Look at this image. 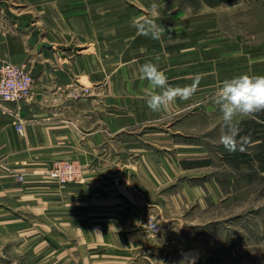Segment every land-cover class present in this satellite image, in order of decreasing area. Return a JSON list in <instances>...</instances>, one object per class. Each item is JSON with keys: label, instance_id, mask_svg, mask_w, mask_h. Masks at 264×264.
I'll return each mask as SVG.
<instances>
[{"label": "crops", "instance_id": "crops-1", "mask_svg": "<svg viewBox=\"0 0 264 264\" xmlns=\"http://www.w3.org/2000/svg\"><path fill=\"white\" fill-rule=\"evenodd\" d=\"M134 18L173 31L155 41L137 35ZM214 20L237 28L217 26L213 34ZM210 33L224 43L222 56H204ZM242 38L251 39L253 52L244 51ZM190 42L199 45L195 61L185 59ZM176 43L184 56L174 65ZM226 60L228 74L208 78ZM149 61L169 84L170 70L179 66L186 84L192 63L199 85L264 75L262 10L250 0H198L197 10L184 0H0V65H25L33 77L28 99L0 102V263L18 260L16 245L4 248L18 234L30 264H178L187 252L205 264L200 248L187 249L190 213L181 206L194 196L200 201L207 183H173L208 167V156L201 145L186 143L170 155V109L153 113L143 98L148 83L138 69ZM83 87L89 93L76 98ZM245 122L264 135V112L242 118L239 127ZM250 132L259 151L260 138ZM59 160L79 165L78 183L58 186L48 177ZM210 181L216 196L219 187ZM147 217L158 220V233L146 229Z\"/></svg>", "mask_w": 264, "mask_h": 264}, {"label": "rangeland", "instance_id": "rangeland-1", "mask_svg": "<svg viewBox=\"0 0 264 264\" xmlns=\"http://www.w3.org/2000/svg\"><path fill=\"white\" fill-rule=\"evenodd\" d=\"M184 1L188 2L192 9L197 10L198 0ZM250 1L258 4L264 15V0ZM217 26L227 31L237 28V24L233 25V22L214 20L213 34ZM213 36L211 33L208 34L207 43L202 46L206 49L204 56L207 58H212L214 54L223 55L221 47L224 43H216ZM250 40L242 38L244 51L253 52L250 49ZM197 44L190 42L185 46V51H191L185 54V59L192 57L191 60L195 61L200 57ZM179 48L182 50L183 46H178L177 43L171 48L174 53L170 56V60L175 59L174 65L183 61L184 55L179 53ZM229 61L222 63L219 61L213 65L212 69L219 66L217 68L222 70L218 73V69H211L212 73H208V78L214 81L218 74L220 76L223 73L228 74L227 71H223L230 67ZM196 67L198 68L192 63L190 70H186L188 76L186 84H183L184 71L181 66L173 69L174 72L170 70V78L174 79L170 80V85L184 87L193 84L199 78ZM218 86L198 84V90L190 99L184 101L177 99L170 107V155H175L174 147L179 143L201 145L206 150L209 162L208 167L194 169L189 174L184 173L173 183L179 186L183 179H189L191 185L207 183L208 191L202 194L200 201L194 196L196 199L185 201L184 206H181V209H186L185 213H190L187 217L190 221L192 245L187 249L200 248L206 258L205 264H264V173L259 171L256 163L258 147L244 133L245 126L240 127L237 137L245 150L237 152L246 154L247 157L236 156L237 152L229 153L220 143L223 122L222 120L217 122L218 118L213 116L214 113L217 116L222 115L214 102ZM166 123L165 121L164 124ZM210 180H214L219 187L216 196L210 190L212 184ZM31 219L33 220L32 217ZM21 239L22 235H11V240L6 242L9 245L4 246L8 249L11 245H16L13 247L12 256L18 260L0 264H30L23 261L22 247H17ZM38 248L35 247L34 253H38Z\"/></svg>", "mask_w": 264, "mask_h": 264}, {"label": "clouds", "instance_id": "clouds-1", "mask_svg": "<svg viewBox=\"0 0 264 264\" xmlns=\"http://www.w3.org/2000/svg\"><path fill=\"white\" fill-rule=\"evenodd\" d=\"M153 9L159 6L151 5ZM131 26L136 29L137 35L160 41L162 37L173 31L165 29L162 24L152 18H134ZM169 38L171 36L169 35ZM159 60V57L156 58ZM139 78L148 83L144 100L153 113L167 112L171 105L179 100H188L198 90L199 78L184 87H174L169 84L166 73L157 63L151 61L142 64L139 69ZM215 104L222 114L223 128L219 137L220 143L229 153L243 152L245 149L238 142L240 120L264 112V75L240 74L224 79L215 92ZM178 264H195V254H182ZM154 264H164L163 261H153Z\"/></svg>", "mask_w": 264, "mask_h": 264}, {"label": "built area", "instance_id": "built-area-1", "mask_svg": "<svg viewBox=\"0 0 264 264\" xmlns=\"http://www.w3.org/2000/svg\"><path fill=\"white\" fill-rule=\"evenodd\" d=\"M0 66V102L17 103L28 99L32 94L33 77L26 66L11 63H2ZM88 93V88L83 87L74 96L77 98ZM16 130L22 133V125L18 124ZM47 175L56 181L58 186H66L79 182L81 169L74 161L59 160L52 164ZM157 221L155 218L147 217L144 226L151 233H158L160 227Z\"/></svg>", "mask_w": 264, "mask_h": 264}, {"label": "trees", "instance_id": "trees-1", "mask_svg": "<svg viewBox=\"0 0 264 264\" xmlns=\"http://www.w3.org/2000/svg\"><path fill=\"white\" fill-rule=\"evenodd\" d=\"M243 126H245V129H244V133L247 132V128H250L251 132V136H258L260 138V145H259V151L257 152L256 154V157L258 159V161L260 162V166L259 168H264V135L261 133V131H258V128L254 127L253 125H248V123H243ZM256 133V135H255ZM236 156H240V157H247L246 154H242V153H239L237 152L236 153Z\"/></svg>", "mask_w": 264, "mask_h": 264}]
</instances>
